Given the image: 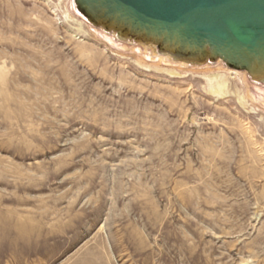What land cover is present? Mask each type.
Masks as SVG:
<instances>
[{"label":"rangeland","instance_id":"rangeland-1","mask_svg":"<svg viewBox=\"0 0 264 264\" xmlns=\"http://www.w3.org/2000/svg\"><path fill=\"white\" fill-rule=\"evenodd\" d=\"M68 1L0 0V264H264L246 71L120 53Z\"/></svg>","mask_w":264,"mask_h":264},{"label":"water","instance_id":"water-1","mask_svg":"<svg viewBox=\"0 0 264 264\" xmlns=\"http://www.w3.org/2000/svg\"><path fill=\"white\" fill-rule=\"evenodd\" d=\"M109 48L166 66L245 70L264 106V0H69Z\"/></svg>","mask_w":264,"mask_h":264},{"label":"bare ground","instance_id":"bare-ground-1","mask_svg":"<svg viewBox=\"0 0 264 264\" xmlns=\"http://www.w3.org/2000/svg\"><path fill=\"white\" fill-rule=\"evenodd\" d=\"M234 70V69H233Z\"/></svg>","mask_w":264,"mask_h":264}]
</instances>
